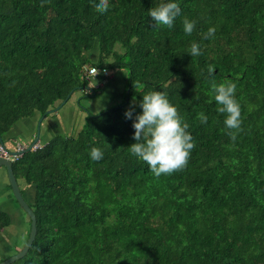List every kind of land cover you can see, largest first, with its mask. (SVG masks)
Returning <instances> with one entry per match:
<instances>
[{
  "label": "trees",
  "instance_id": "16d2710c",
  "mask_svg": "<svg viewBox=\"0 0 264 264\" xmlns=\"http://www.w3.org/2000/svg\"><path fill=\"white\" fill-rule=\"evenodd\" d=\"M98 2L0 0L3 142L17 122L45 119L78 89L96 96L90 81L112 77L103 70L127 72L123 101L97 113L81 106L88 114L75 135L13 151L37 234L12 264H264V0H109L103 14ZM161 2L180 5L171 29L149 16ZM185 17L196 22L191 35ZM193 41L199 56L188 54ZM225 81L241 105L235 141L212 91ZM155 90L178 106L196 145L185 169L158 178L128 150L143 95ZM93 147L103 159H91ZM14 199L0 202V261L25 244L8 232L26 212Z\"/></svg>",
  "mask_w": 264,
  "mask_h": 264
},
{
  "label": "clouds",
  "instance_id": "9594fccd",
  "mask_svg": "<svg viewBox=\"0 0 264 264\" xmlns=\"http://www.w3.org/2000/svg\"><path fill=\"white\" fill-rule=\"evenodd\" d=\"M94 7L97 12L106 13L109 9V0H99ZM180 13V5L176 2H161L158 6L149 9V16L157 28L163 26L171 29ZM195 24L194 20L185 17L183 19L184 32L191 35ZM215 32V27H210L203 34V39L214 37ZM200 49V44L193 41L188 54L192 57L199 56L201 55ZM213 71L214 69L210 67L209 72ZM236 89V83L231 81L212 83L214 99L219 105L217 111L226 115L224 121L226 128L236 130L228 133L233 141L236 140L238 131L242 130L241 105L235 96ZM140 106L143 110L142 114L137 115L133 123L135 129L133 139L136 143L128 148L129 152L147 163L150 171L157 178L185 169L196 145L193 136L188 131L189 124L180 115L178 106L170 102L167 92L158 90L144 94ZM133 111L134 104L126 111V118L131 119ZM199 118L202 123H207V117L203 114ZM10 152L13 153V151ZM103 155V151L97 147H93L90 151V157L94 161L103 159Z\"/></svg>",
  "mask_w": 264,
  "mask_h": 264
},
{
  "label": "rangeland",
  "instance_id": "374dc122",
  "mask_svg": "<svg viewBox=\"0 0 264 264\" xmlns=\"http://www.w3.org/2000/svg\"><path fill=\"white\" fill-rule=\"evenodd\" d=\"M117 49L122 50L120 46H118ZM110 73L112 74V77L105 83L103 82L104 78L101 77V75L90 81L89 85L96 88L98 91L96 96L92 95L84 97V92L81 89H78L71 95L66 103L61 105V102L59 104L61 107L57 109L56 112L49 113L41 124L40 142L45 143L58 132L75 135L85 123V118L88 114L86 110L81 108V106L90 109L93 113H97L105 110L109 106L122 102L126 95L127 72L125 70H113ZM38 120L39 118H36L32 123L29 119H23L17 122L12 130L4 136V142L8 149L11 151L16 150L17 143L29 146L36 137ZM3 172V169L0 168V202L5 207L9 208L11 201L18 206L15 202V197L13 198V192L7 187H4V183H6V185L9 184V180ZM15 222L17 227L11 226V231L9 230L8 232L12 233V235L16 232L15 238L17 237V240L26 243L28 239L26 229L31 224L30 217L20 208L16 213ZM13 239L14 236L7 240L11 241ZM23 243L20 245L22 246Z\"/></svg>",
  "mask_w": 264,
  "mask_h": 264
},
{
  "label": "water",
  "instance_id": "95a60500",
  "mask_svg": "<svg viewBox=\"0 0 264 264\" xmlns=\"http://www.w3.org/2000/svg\"><path fill=\"white\" fill-rule=\"evenodd\" d=\"M70 95H69V97H70ZM66 101H67V99H65L61 103V105L66 103ZM60 107L61 106L55 108V110L59 109ZM45 115L46 114H44L39 119L38 124H37L36 137H35L34 141L28 146L27 149L33 148L35 143H37V141L39 140L40 133H41V123H42V120L44 119ZM0 141L4 144L2 137H0ZM0 168L6 169L7 176H8L11 188H12V192H13L16 200L20 204V206L26 211L27 215L31 219L30 234H29V237H28L26 243L24 244V246L16 254L8 257L7 259H5L3 261H0V264H12L15 260L22 258L29 251L31 245L33 244V242L36 238V234H37V216H36L33 208L30 206V204L28 203V201L25 199V197L23 195L19 181H18V179L15 175V172L13 170V161L9 157L0 156Z\"/></svg>",
  "mask_w": 264,
  "mask_h": 264
},
{
  "label": "built area",
  "instance_id": "2783aa9c",
  "mask_svg": "<svg viewBox=\"0 0 264 264\" xmlns=\"http://www.w3.org/2000/svg\"><path fill=\"white\" fill-rule=\"evenodd\" d=\"M87 72H88L90 79H92V78H95L97 76V74L99 73V69L92 67L89 70H87ZM103 73L105 75H108L110 72L105 69V70H103ZM103 82H107V79H104ZM24 148H25V146L22 143H17V147H16L17 152L23 151ZM18 155L19 154H17V153L13 155V153H11L9 150H7V148L0 142V156L9 157L10 159H14Z\"/></svg>",
  "mask_w": 264,
  "mask_h": 264
},
{
  "label": "crops",
  "instance_id": "0c3cea01",
  "mask_svg": "<svg viewBox=\"0 0 264 264\" xmlns=\"http://www.w3.org/2000/svg\"><path fill=\"white\" fill-rule=\"evenodd\" d=\"M34 120L36 119V117L35 118H33ZM26 120H28V119H26ZM30 120V122L32 123V121H34V120H31V119H29ZM30 125V124H29ZM40 139V138H39ZM39 144L40 145H42L43 144V142H40V140H39Z\"/></svg>",
  "mask_w": 264,
  "mask_h": 264
}]
</instances>
